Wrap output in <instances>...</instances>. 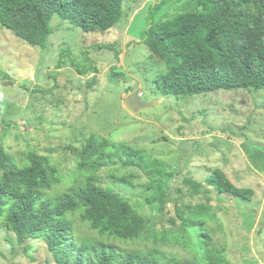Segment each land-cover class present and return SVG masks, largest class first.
Here are the masks:
<instances>
[{"label":"rangeland","instance_id":"374dc122","mask_svg":"<svg viewBox=\"0 0 264 264\" xmlns=\"http://www.w3.org/2000/svg\"><path fill=\"white\" fill-rule=\"evenodd\" d=\"M157 1L126 0L121 21L106 33H87L54 16L44 48L0 24V69L16 81L0 82V148L19 166L31 152L48 156L62 179L48 191L51 196L82 181L77 154L91 136L129 145L144 155V168L109 163L98 182L128 201L157 238H102L74 213L69 218L77 238H97L122 251L155 248L163 261L176 264L212 262L219 252L222 264H264V91L163 96L155 79L166 65L141 43L143 34L150 21L195 11L197 2L172 0L152 15ZM102 43L115 44L119 58L115 51L93 49L88 57L96 72L80 75L69 60L58 68L64 48L84 66L85 50ZM135 90L144 99L165 101L135 113L125 105ZM217 168L236 186L253 189L251 202L208 192L206 178ZM157 169L173 176L163 177ZM200 205L207 211L196 217ZM185 219L193 222L191 228ZM204 239L211 243L209 258L195 244ZM0 264L56 263L44 240L20 244L0 221Z\"/></svg>","mask_w":264,"mask_h":264},{"label":"trees","instance_id":"16d2710c","mask_svg":"<svg viewBox=\"0 0 264 264\" xmlns=\"http://www.w3.org/2000/svg\"><path fill=\"white\" fill-rule=\"evenodd\" d=\"M126 0H0V24L32 46L46 47L53 33L54 16L84 32L106 33L123 17ZM172 0L154 3L151 14ZM197 10L153 23L144 32L141 43L166 65L155 79L163 96H194L220 90L249 89L264 91V0H196ZM121 51L115 44L93 45L85 50L88 65H80L72 52L64 48L58 68L69 60L80 75L97 71L88 57L91 50ZM15 79L0 69V82ZM27 88V86H24ZM0 99V104H1ZM82 181L58 195H48L61 183L58 167L48 156L31 152L19 166L0 148V221L16 234L20 244L30 239L44 240L56 264H176L160 257L157 249L122 251L117 245L97 238H77L70 214L78 213L100 237L119 241H140L153 233L144 217L128 202L98 182L99 171L109 163L144 168V155L129 145L91 136L77 154ZM157 173L172 177L162 169ZM195 187L204 184L187 179ZM207 191L226 194L251 202L254 191L238 187L217 168L206 178ZM201 209V211H199ZM200 205L196 217L206 212ZM185 226L193 222L185 219ZM186 232L185 230L183 231ZM183 233V234H184ZM196 247L209 254L207 240H196ZM206 258H209L208 255ZM217 253L214 261L222 264Z\"/></svg>","mask_w":264,"mask_h":264},{"label":"water","instance_id":"95a60500","mask_svg":"<svg viewBox=\"0 0 264 264\" xmlns=\"http://www.w3.org/2000/svg\"><path fill=\"white\" fill-rule=\"evenodd\" d=\"M165 99L147 100L141 97L140 90L130 93L125 99V105L135 113L149 110L157 105L162 104Z\"/></svg>","mask_w":264,"mask_h":264}]
</instances>
